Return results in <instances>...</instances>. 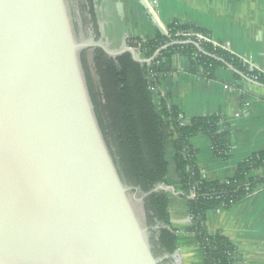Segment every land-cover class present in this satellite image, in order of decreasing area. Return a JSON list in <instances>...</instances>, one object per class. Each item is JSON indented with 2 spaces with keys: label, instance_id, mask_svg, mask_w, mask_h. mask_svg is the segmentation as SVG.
Here are the masks:
<instances>
[{
  "label": "water",
  "instance_id": "obj_1",
  "mask_svg": "<svg viewBox=\"0 0 264 264\" xmlns=\"http://www.w3.org/2000/svg\"><path fill=\"white\" fill-rule=\"evenodd\" d=\"M139 46L110 52L83 42L69 0H0V264L167 259L155 256L141 198L119 176L80 57L97 47L150 62Z\"/></svg>",
  "mask_w": 264,
  "mask_h": 264
},
{
  "label": "trees",
  "instance_id": "obj_2",
  "mask_svg": "<svg viewBox=\"0 0 264 264\" xmlns=\"http://www.w3.org/2000/svg\"><path fill=\"white\" fill-rule=\"evenodd\" d=\"M73 1L83 17V26L94 30L90 0ZM85 12L89 13L90 20ZM75 28L78 32L76 23ZM167 29L169 36L159 31L152 38L137 39L139 55L144 59L152 58L150 62H136L130 53L110 57L97 47L83 50L80 57L89 95L122 182L130 188V194L141 198L134 203L148 229L155 256L167 257L163 264H174L171 258L177 250V233L171 228L168 211V193L158 188L167 184L165 132L168 129L170 136L174 135L171 139L175 172L181 183L179 196L191 220L187 231L202 250V264H236L235 247L220 231L210 233L206 229L205 215L217 209H229L264 184V148L241 161L233 177L225 181L205 180L196 166L190 139L206 136L213 154L226 159L230 149L228 126L222 122L220 114L185 120L177 107L151 87L159 85L167 73L166 66L173 67L178 57L188 58L190 70L196 72L200 68L208 78H214L218 67L230 66L237 79L240 73L242 77H257L256 81L264 85V73L250 70L240 57L214 44L211 35L194 24L174 21ZM177 32L189 35L176 36ZM197 34L207 39H200ZM258 169L263 170L262 175L253 176Z\"/></svg>",
  "mask_w": 264,
  "mask_h": 264
},
{
  "label": "crops",
  "instance_id": "obj_3",
  "mask_svg": "<svg viewBox=\"0 0 264 264\" xmlns=\"http://www.w3.org/2000/svg\"><path fill=\"white\" fill-rule=\"evenodd\" d=\"M94 30L83 26L76 11L78 33L87 43L106 50L120 51L138 38L149 39L177 21L194 24L207 31L212 40L238 57H246L264 73V0H158L152 16L139 0H90ZM88 11V10H87ZM86 18L90 15L85 12ZM85 14L83 16H85ZM80 22V25H79ZM249 69L250 65L247 64ZM177 69L166 71L159 81V93L177 107L184 119L220 114L230 132L228 158L216 157L209 139L197 135L190 139L196 166L205 180L225 181L234 176L236 166L264 148V85L235 76L229 67H218L214 78L201 69L190 70L188 58L178 57ZM165 159L168 162V211L171 228L176 231L174 264H202L203 253L195 237L188 233L190 215L179 196L181 183L175 172L174 148L170 131L165 132ZM172 138V139H171ZM258 169L253 176L262 175ZM205 227L220 231L237 252L236 264H264V186L229 209L205 215Z\"/></svg>",
  "mask_w": 264,
  "mask_h": 264
},
{
  "label": "built area",
  "instance_id": "obj_4",
  "mask_svg": "<svg viewBox=\"0 0 264 264\" xmlns=\"http://www.w3.org/2000/svg\"><path fill=\"white\" fill-rule=\"evenodd\" d=\"M141 1L145 4V6H146V10H147L152 16H155V15H156V8H157V5H158V0H141ZM164 34H166L167 36H169V30H168V29H165ZM175 35H176V36H178V35L187 36V35H189V34H187V33H183V32H177ZM196 36H197L198 38H200V39H205V40L207 39L206 37H204L203 35H200V34H197ZM213 43L216 44V45H218V46H220V47H223L222 45H220L219 43H217V42H215V41H213ZM223 48H225V47H223ZM137 53H138V55H139V52H138V51H137ZM139 57L142 58L140 55H139ZM240 58L243 60L244 63L250 65V70H257V71H258V69H257L256 67H254V66L248 61L247 58H245V57H240ZM199 69H200V68H199ZM259 72H261V71H259ZM151 76L154 77V73H153ZM249 79H251V80H253V81H256L257 77H252V78L250 77ZM151 90H152L153 92H155V93L159 92V85H156V86L151 87ZM170 129H171V128H170ZM262 186H264V184L258 185V186L255 188V190H254L253 192H251V193H254L257 189L261 188ZM251 193H250V194H251ZM250 194H249V195H250Z\"/></svg>",
  "mask_w": 264,
  "mask_h": 264
},
{
  "label": "rangeland",
  "instance_id": "obj_5",
  "mask_svg": "<svg viewBox=\"0 0 264 264\" xmlns=\"http://www.w3.org/2000/svg\"><path fill=\"white\" fill-rule=\"evenodd\" d=\"M70 1V3H71V8H72V15H73V17H74V21H75V23H76V18H77V16H76V11H77V8H76V2L75 1H73V0H69ZM78 4V3H77ZM76 25H78V24H76ZM79 25H80V22H79ZM79 35H80V37L82 38V41L84 42V38L82 37V34L81 33H79ZM224 47V46H223ZM246 58V57H245ZM249 61V60H248ZM251 64H252V62L251 61H249ZM259 71V70H258ZM247 78H249V77H247Z\"/></svg>",
  "mask_w": 264,
  "mask_h": 264
}]
</instances>
